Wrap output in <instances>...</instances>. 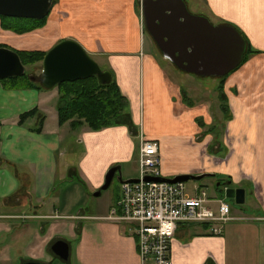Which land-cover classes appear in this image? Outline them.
Listing matches in <instances>:
<instances>
[{"label":"crops","instance_id":"crops-1","mask_svg":"<svg viewBox=\"0 0 264 264\" xmlns=\"http://www.w3.org/2000/svg\"><path fill=\"white\" fill-rule=\"evenodd\" d=\"M185 1L196 9L195 0ZM203 1L206 12L196 13L238 29L254 52L227 80L189 74L160 48L147 50L143 0H55L57 12L41 30L45 34L27 44L1 34L0 20V45L19 52L49 53L59 38L78 41L113 73L130 102L117 126L95 132L60 124L66 102L58 87L0 82V264H141L129 227L109 220L121 193L111 195L107 206L91 197L99 198L95 194L113 168H121V184L136 180L145 139L160 144L163 179L203 176L218 183L213 199L225 188L244 190L246 202L251 199L253 215L232 211L234 220L221 237L202 226L179 227L172 263L264 264V0ZM205 79H224L219 88L228 107L218 119L184 103V85ZM34 111L38 115L20 123ZM224 128V139H210L203 148L205 137ZM76 148L83 156L79 169L67 161ZM58 242L69 245L68 262L54 254Z\"/></svg>","mask_w":264,"mask_h":264},{"label":"water","instance_id":"water-1","mask_svg":"<svg viewBox=\"0 0 264 264\" xmlns=\"http://www.w3.org/2000/svg\"><path fill=\"white\" fill-rule=\"evenodd\" d=\"M55 0H0V18L42 21L51 14ZM147 31L165 57L189 74L205 78H225L236 71L246 59L248 42L242 33L230 25H214L209 18L191 13L185 0H143ZM27 74L21 57L0 48V82L21 78ZM97 78L102 86L114 81L113 73L104 71L76 41L67 40L54 47L46 56L39 76H31L34 83L51 91L64 83ZM121 168L110 170L105 186L97 197L112 186ZM203 176H180L174 180L163 178L160 183H188L201 181ZM130 182H137L133 180ZM227 198L245 205L244 190L229 189ZM53 252L61 260H70V247L58 242ZM36 264V263H27Z\"/></svg>","mask_w":264,"mask_h":264},{"label":"built area","instance_id":"built-area-1","mask_svg":"<svg viewBox=\"0 0 264 264\" xmlns=\"http://www.w3.org/2000/svg\"><path fill=\"white\" fill-rule=\"evenodd\" d=\"M161 167L160 144L144 140L140 178L121 184L120 198L109 217L129 227L141 264H173L171 245L179 227L202 226L210 236L221 237L225 226L234 220L227 188L225 196L213 199L201 188L189 191L186 183L156 182L162 178Z\"/></svg>","mask_w":264,"mask_h":264},{"label":"rangeland","instance_id":"rangeland-1","mask_svg":"<svg viewBox=\"0 0 264 264\" xmlns=\"http://www.w3.org/2000/svg\"><path fill=\"white\" fill-rule=\"evenodd\" d=\"M194 1V0H193ZM195 5H196V9L192 8L191 13L193 12L195 15H199L201 16V14H197L196 12H206V4L203 0H195ZM55 12H57V8H54L52 13L48 16V18H46L44 21H29V20H22V19H18V20H12V18H7V19H2L0 18V20H2V28L1 29V34H5L4 32L7 31L10 34H13V36H16L19 39V43L20 44H24L26 42L29 43V41L31 40H36V39H40L43 37V35L45 34L44 32L42 33L41 30L45 29L48 22L51 21V19H53ZM13 24L16 25L15 27H19V28H24L25 26H28L30 28H37L34 31H31L29 33H24V34H20L17 33L16 31H10V30H5L3 25L5 24ZM18 23V24H17ZM74 27V26H73ZM147 29V27H146ZM3 31V32H2ZM75 31L78 30H74L72 33H75ZM83 34V32H80ZM144 45L145 48L151 49L156 53H159V47L157 46V44L155 43L154 39L152 38L151 35H149L148 33L145 35L144 38ZM76 41V40H73ZM64 42L63 39L59 38L57 45H59L60 43ZM78 42V41H76ZM79 43V42H78ZM56 45V46H57ZM55 46V47H56ZM0 48H4V49H8L10 51L16 52L18 53L19 51H17L13 46L11 45H4L1 44ZM25 52H38V51H25ZM41 52V51H39ZM92 58V57H91ZM34 59V63H31L29 65L26 66V70H27V75L30 76H34L37 75L39 76L41 74V70H42V66L44 64V61H40V58L38 56H36ZM93 59V58H92ZM45 60V59H44ZM95 62L96 60L93 59ZM97 63V62H96ZM104 71H108V69H106L104 66H102V64L97 63ZM110 72V71H109ZM231 75V74H230ZM230 75L225 77V79L227 80V78H230ZM12 79H8V80H4L3 82H13L11 81ZM220 80H224V79H205V80H201L200 82H202L203 84H194V85H184L185 87V91L188 93V95L183 96L184 99V103H186V105L190 106L193 109H198L199 111H203L204 114H210L211 118H215L218 119L222 116V113H226L227 111V107L228 105L226 104V102L224 101L223 98V93L221 91V88H219L221 86V82ZM6 83V84H8ZM190 84V83H189ZM189 87V88H186ZM128 112L125 114L127 115ZM124 115V116H125ZM123 116V117H124ZM122 119V118H121ZM120 119V120H121ZM201 125V124H200ZM226 129L224 128L223 130H215V132L211 133V138H206L203 140L204 141V145L203 148L205 146H208V141H210V139L213 140H217L215 142L218 143V141H220V139L225 138L226 135ZM147 140V139H145ZM214 146L210 147V151L212 150ZM82 154L81 151H79L77 148L74 150V152H72L69 157H68V163L69 165L74 166L73 168L79 169V165L81 164L82 160ZM78 167V168H77ZM133 173V172H132ZM80 174V173H79ZM78 174V175H79ZM108 175V174H107ZM106 175V177H107ZM136 175V180L140 178V173H135ZM65 176V174H64ZM121 174L118 173L117 176L114 179V182L112 184V186L110 187L109 190L107 191H103L102 192V196L99 198H95V196H92V200L93 203L98 202L100 205L102 206H107L110 202L109 197L112 195V198H114L115 196L119 195L121 193ZM125 179V176H124ZM105 182H106V178H105ZM216 185H218V183H216V181L212 180V179H204L203 181H190L188 183H186L187 189L189 191H193L195 187H199L202 189L203 192L207 193L209 195L210 198H214V196H217L218 193L216 191ZM105 186H102V188ZM225 186H223L224 188ZM101 188V189H102ZM98 194V192L96 193ZM95 194V195H96ZM227 194V193H226ZM223 196H225V193L223 194ZM222 196V197H223ZM227 197V196H226ZM228 199V198H227ZM227 203L231 206L232 211H233V216L237 215L238 213L243 215V216H252V212H249L250 209V203H251V199L248 196L247 197V202L244 206H240L236 203L235 200H227ZM216 207V206H215ZM75 248V244H73V250ZM59 264H63L60 261H57ZM71 262V261H70ZM65 264V263H64ZM71 264H77L74 261H72Z\"/></svg>","mask_w":264,"mask_h":264},{"label":"trees","instance_id":"trees-1","mask_svg":"<svg viewBox=\"0 0 264 264\" xmlns=\"http://www.w3.org/2000/svg\"><path fill=\"white\" fill-rule=\"evenodd\" d=\"M2 19L7 18L2 17ZM15 26L10 23L3 25L5 30L16 31L20 34L29 33L37 29L28 26L24 28ZM252 53L254 52L248 48L245 62ZM17 54L21 57L23 64L27 66L35 62L33 58L36 56L40 58V61H44L48 53L20 51ZM30 77V75L26 74L21 78L12 79L11 81L13 82H6L8 84L3 83L11 88H36L43 90V87L38 83L32 82ZM58 88L62 101L66 102L65 107L59 112V122L61 125L71 122L73 127L86 125L91 130L100 132L104 129L117 126L120 119L130 108L129 100L124 97L115 80L109 86H102L97 78H91L73 83H64ZM36 115H38L37 111L28 113L22 117L20 123L24 124L28 119Z\"/></svg>","mask_w":264,"mask_h":264}]
</instances>
